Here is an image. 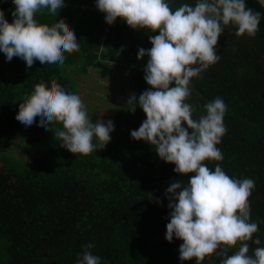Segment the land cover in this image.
<instances>
[{
  "label": "trees",
  "instance_id": "obj_1",
  "mask_svg": "<svg viewBox=\"0 0 264 264\" xmlns=\"http://www.w3.org/2000/svg\"><path fill=\"white\" fill-rule=\"evenodd\" d=\"M185 3L194 6L196 0H170V8ZM65 4L55 16L42 9L34 17L40 24L59 21L74 30L79 51L65 53L62 65L53 68L35 61L28 67L21 58L7 61L0 52V264H77L89 244L93 247L87 250L99 256L101 264H196L179 259L182 240L165 239L172 202L166 190L173 181L187 185L190 175L174 172L175 165L162 161L151 144L131 137L147 118L141 108L133 114L126 110L127 103L112 116L110 143L103 149L94 138L96 148L87 155L61 146L55 137L63 128L59 122L42 132L38 123L25 126L16 120L20 103L37 85L50 90L59 84L77 94L76 77L96 70H130V97L138 99L150 89L144 79L149 58L137 57L140 48L152 47L149 37L159 32L133 29L122 19L110 26L104 13L81 9L96 6V0ZM246 4L262 14L255 36L218 43L220 59L192 79L186 102L195 108L194 119L206 114L204 106L217 97L227 106V131L217 145L223 160L205 164L211 170L219 164L230 178L255 181L250 222L257 223L258 231L243 242L252 255L255 248L264 247V7L257 0ZM15 7L12 0H0L9 23ZM24 143L39 155L25 160V149L13 151ZM257 238L259 245L254 243ZM239 247L240 242L228 247L226 255L205 257L202 264H220Z\"/></svg>",
  "mask_w": 264,
  "mask_h": 264
},
{
  "label": "clouds",
  "instance_id": "obj_2",
  "mask_svg": "<svg viewBox=\"0 0 264 264\" xmlns=\"http://www.w3.org/2000/svg\"><path fill=\"white\" fill-rule=\"evenodd\" d=\"M257 2L264 6V0ZM12 3L16 6L12 23L0 9V52L7 61L19 57L28 67L39 61L55 68L64 63L65 53L79 51L74 30L59 21L48 26L34 18L42 9L57 15L58 10L66 8L65 0ZM96 8L105 14L110 26L122 19L133 29L159 32L149 37L152 47L140 48L137 57L149 58L144 79L150 89L138 99L133 94L126 110L134 114L141 108L147 117L131 131V137L151 144L162 161L175 165L174 172L190 175L187 185L173 181L166 190L172 202L168 205L171 213L165 239L169 243L174 238L183 241L179 247L182 262L202 264L205 257L226 255L228 247L240 242L238 251L220 264H264V247L255 248L249 255V245L243 243L258 231L257 223L250 222L249 197L255 181L230 178L219 164L214 170L205 164L223 160L217 145L227 131V106L217 97L204 106L206 114L194 119L195 108L186 102L192 94V79L220 59L216 47L225 26H235L238 37H252L262 14L247 7L246 0H196L194 6L185 3L175 10L170 8V0H96ZM15 118L25 126L38 123L42 132L52 130L53 122L61 123L63 128L55 132V137L73 154L94 151V138L103 143L104 149L115 131L111 120L93 123L81 97L66 92L59 84L50 90L43 83L37 85L34 93L20 103ZM254 243L259 245L261 241L257 238ZM91 247L86 246L77 264H101V258L87 250Z\"/></svg>",
  "mask_w": 264,
  "mask_h": 264
},
{
  "label": "rangeland",
  "instance_id": "obj_3",
  "mask_svg": "<svg viewBox=\"0 0 264 264\" xmlns=\"http://www.w3.org/2000/svg\"><path fill=\"white\" fill-rule=\"evenodd\" d=\"M235 33V27L224 30L218 43H224L234 37H238ZM253 37L245 34L239 38L246 40ZM131 77L132 72L130 70L122 69L119 66L112 71L96 70L87 76L76 77L77 95L81 97L87 108L89 119L93 120V123L97 120H102L106 123L127 105L131 95V85L129 84ZM23 146L25 147L22 149L13 147L15 153H21L24 149L27 151L26 155L21 158L26 160L39 155L38 149L29 148L26 143Z\"/></svg>",
  "mask_w": 264,
  "mask_h": 264
},
{
  "label": "built area",
  "instance_id": "obj_4",
  "mask_svg": "<svg viewBox=\"0 0 264 264\" xmlns=\"http://www.w3.org/2000/svg\"><path fill=\"white\" fill-rule=\"evenodd\" d=\"M78 6H75V8H77ZM81 9L84 10V11H88V10H91L93 12H100L96 6L94 7H91V6H81Z\"/></svg>",
  "mask_w": 264,
  "mask_h": 264
},
{
  "label": "water",
  "instance_id": "obj_5",
  "mask_svg": "<svg viewBox=\"0 0 264 264\" xmlns=\"http://www.w3.org/2000/svg\"><path fill=\"white\" fill-rule=\"evenodd\" d=\"M264 7V6H263Z\"/></svg>",
  "mask_w": 264,
  "mask_h": 264
}]
</instances>
